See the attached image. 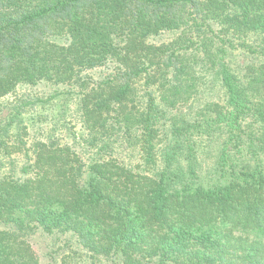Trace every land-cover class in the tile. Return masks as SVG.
<instances>
[{"label": "trees", "instance_id": "trees-1", "mask_svg": "<svg viewBox=\"0 0 264 264\" xmlns=\"http://www.w3.org/2000/svg\"><path fill=\"white\" fill-rule=\"evenodd\" d=\"M24 87L0 264H264V0H0Z\"/></svg>", "mask_w": 264, "mask_h": 264}, {"label": "rangeland", "instance_id": "rangeland-1", "mask_svg": "<svg viewBox=\"0 0 264 264\" xmlns=\"http://www.w3.org/2000/svg\"><path fill=\"white\" fill-rule=\"evenodd\" d=\"M44 90L41 88V89H34V88H21L18 93L12 97H7L3 100H1V104L0 105H4V106H8L10 103H12L13 101L15 100H18L19 98L23 97L24 95L28 94V95H35V93H41L43 92ZM33 93V94H32ZM7 112V110L5 111ZM14 159L18 160V161H21V157H16L14 156ZM8 165V161L6 163ZM7 165H3L2 167H0V174L6 172V166ZM41 243V244H40ZM54 241H52V239H43V240H40L39 241V245L41 246L39 249L41 252H47L50 247H53L54 246ZM43 262H47V260H43Z\"/></svg>", "mask_w": 264, "mask_h": 264}]
</instances>
